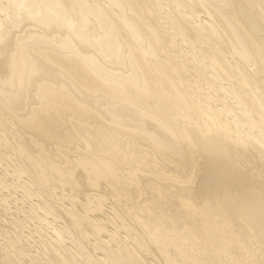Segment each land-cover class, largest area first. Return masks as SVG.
<instances>
[{"label": "bare ground", "instance_id": "bare-ground-1", "mask_svg": "<svg viewBox=\"0 0 264 264\" xmlns=\"http://www.w3.org/2000/svg\"><path fill=\"white\" fill-rule=\"evenodd\" d=\"M0 264H264V0H0Z\"/></svg>", "mask_w": 264, "mask_h": 264}, {"label": "rangeland", "instance_id": "rangeland-1", "mask_svg": "<svg viewBox=\"0 0 264 264\" xmlns=\"http://www.w3.org/2000/svg\"><path fill=\"white\" fill-rule=\"evenodd\" d=\"M14 206V205H13Z\"/></svg>", "mask_w": 264, "mask_h": 264}]
</instances>
